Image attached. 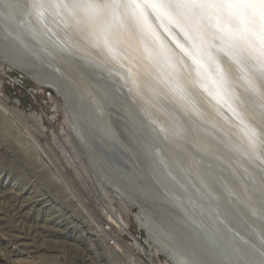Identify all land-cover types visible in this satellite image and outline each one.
I'll list each match as a JSON object with an SVG mask.
<instances>
[{
  "label": "bare ground",
  "instance_id": "obj_1",
  "mask_svg": "<svg viewBox=\"0 0 264 264\" xmlns=\"http://www.w3.org/2000/svg\"><path fill=\"white\" fill-rule=\"evenodd\" d=\"M49 1L45 4L44 0H0V38L7 46L20 45L25 54L43 59L46 56V66L55 69L61 76L60 88L62 86L65 90L66 85L72 87L79 107L89 119L97 122L103 133L109 132L107 129L110 125L106 103L120 106L112 88L120 96L117 75L127 69L125 78L138 95L150 102L156 114L180 126V135L194 139L199 136L200 144L196 146L195 156L198 162L206 165V169L217 174V181L229 187L235 182L244 183V192L227 189L234 207L243 210L245 215H241L253 229L256 238H252L255 244L248 242L246 245L257 255L243 250L242 263L264 264V166L260 165L259 156L250 153L258 141V144L262 142V147L264 143V0H253L261 2L258 6L257 3L244 6L246 0H229L228 4L225 0H122L112 4H109L110 0ZM168 20L177 22L190 43L178 44V48L166 39L174 38L179 43L171 32L166 36L165 30L158 25ZM186 21L190 22L187 26ZM30 43L34 44L33 47ZM181 47L182 50L186 47L190 56L185 55ZM0 56H3L0 57V64L11 62L1 51ZM117 64L122 67L119 68ZM14 65L17 67L18 64ZM5 71V65L0 67V74ZM31 75L39 81V76L34 73ZM219 84L224 87L230 107L242 113L241 120L233 118L227 109L221 108L216 112L214 99ZM178 88L180 93L185 89L186 96H191L189 101L198 108L200 115L193 113L194 109L181 111V103L173 100ZM210 88L213 89L212 98L209 95ZM167 91L173 92V95L167 94ZM3 96L0 87V97ZM64 110L69 118L70 111L65 107ZM35 119V129L40 130L41 118L36 116ZM196 121L202 130L199 131L194 125ZM70 126L72 131L65 138L77 150L85 169L90 172L91 182L96 179L106 191L110 190L105 186L107 184L112 191L119 187L125 196L119 192L118 197L127 205H136L134 200L140 198L142 191L138 187L134 190L133 184L112 180L106 167L99 169L90 166L84 156L86 154L80 148L82 144L88 153L89 145L83 140L79 127L73 123ZM158 145L163 149L162 143ZM210 145L219 160L204 156L203 148ZM149 149L153 148L148 146ZM168 149L171 150V147ZM258 153L262 155L261 151ZM164 154L160 160L163 163L166 160L167 163V154ZM93 164L96 166L95 162ZM167 166L169 173H180L179 161L171 165L168 162ZM66 170L69 171V168L66 167ZM192 171L184 175L195 179ZM253 171L262 179L258 190L251 179ZM166 181L162 179V183L170 188L169 191L176 194L173 192L175 187ZM200 187L202 195L206 196L207 189L202 185ZM111 192H106L111 196L110 199L113 197ZM144 198L148 204L142 202L136 218L140 225L146 227L149 239L157 247L153 256L164 251L174 264L225 263L226 258L222 256L219 259L207 241L201 243L190 238L193 227L189 225L192 223L179 222L177 209L171 202L169 204L170 198L152 192L144 193ZM168 207H173L176 213ZM114 210L112 220L98 215L99 222L102 225L110 223L114 236L122 238L126 222L120 210ZM19 213L18 210L16 214ZM219 217L225 220L222 214ZM6 229L11 231L9 227ZM140 245L135 241L127 247L134 257L143 249ZM75 259L81 257L76 255ZM0 264H6L3 256H0Z\"/></svg>",
  "mask_w": 264,
  "mask_h": 264
},
{
  "label": "rangeland",
  "instance_id": "obj_2",
  "mask_svg": "<svg viewBox=\"0 0 264 264\" xmlns=\"http://www.w3.org/2000/svg\"><path fill=\"white\" fill-rule=\"evenodd\" d=\"M4 65L0 256L6 264H172L164 251L153 256L157 247L138 223L137 209L104 190L95 178L91 182L90 172L65 138L70 131L60 97L8 63L0 67ZM36 116L41 118L40 130L35 129ZM113 205L126 222L122 238L114 236L110 223L99 222L98 215L112 220ZM135 241L143 248L137 257L127 248Z\"/></svg>",
  "mask_w": 264,
  "mask_h": 264
},
{
  "label": "water",
  "instance_id": "obj_3",
  "mask_svg": "<svg viewBox=\"0 0 264 264\" xmlns=\"http://www.w3.org/2000/svg\"><path fill=\"white\" fill-rule=\"evenodd\" d=\"M120 1L122 0H110L109 4L118 3ZM225 1V3H229V0ZM46 2L50 3L49 0H44L45 4ZM256 3L258 6L261 2L246 0L243 4L244 6H254ZM54 8L57 10L56 7ZM59 10L60 9H58V11ZM189 23V21H186L185 26ZM158 25L165 30L164 33L166 36L171 32L176 39H178L179 43H177L174 38H166L162 33L166 39L174 43L178 48L182 43H190V39H188L183 33L182 28L178 27L175 20H168L165 24L161 25L158 23ZM6 44L7 43L0 38V51L7 59L11 60V62L6 63L25 74L27 73L31 78H34V76L32 77L31 75L32 73L39 76V81L41 82H39L38 79H36V81L35 78L34 80L39 85L49 87L53 90L55 94L60 97L63 106L70 111L67 121L69 131H72L70 123L79 127V130L83 135V140L86 142L87 146L89 145L87 147V151H89L88 153L82 144L80 147L86 154L84 156L87 159V162L89 161V165L91 164L94 166L93 168L99 169L106 167L109 169L110 174H108L112 180H119L120 183L126 182L127 184H133V189L138 187L142 191L140 193L143 196L140 195V198L136 200L133 199L135 201L134 204H136L133 205V207L137 209L138 214L140 213L142 202L145 201L147 203V200H144V193L152 192L157 195L162 193L170 198V200H168L169 204L171 202L177 209L176 213L173 210V207H168L171 211L177 214L179 222L181 221L182 223V221H186L192 223L189 225V227H193L190 238L195 239L196 242L207 241V244L211 245V248H213L212 251L217 257H219V259H221L220 257L222 256L226 258L225 261L223 260L225 262H223L224 264H226V260L227 264H241L244 259L242 257L243 250L251 251L253 255H257L256 252L249 249L246 245L248 242L254 243L252 238L256 240L253 229H251L247 220L241 215L244 214L243 210L240 211V209L234 207L235 204L229 196V191H227V189L231 190V188H233L234 190L244 192V183L242 181V184L235 182L229 187L228 185L226 186V183L223 184L222 182L217 181V174L214 175V173L206 169V165H202L201 162H198L197 157L195 156L197 153L196 146L200 144L199 136L197 135V138L194 139L187 135H180V126L170 120L168 122V120L159 113L156 114L155 111H153L150 102L144 96L138 95L136 90L128 82V79L125 78L127 69L126 71L121 70L122 74L117 75L119 78V81H117L119 84V91L121 92L119 93L120 96L118 95V92L116 94L115 90L112 88L114 96L120 106L118 107L110 102L106 103L109 110L108 121L110 125L107 129L109 132L103 133L100 132L99 127L96 125L97 122L89 119L85 114V111L79 107L77 99L72 93V87H67L64 83L66 85L65 90L62 89V86L60 88L59 84L62 81L61 76L55 69L46 66V56L45 59L37 58L23 53L20 45L9 44V46H7ZM33 45L34 44H31L32 47ZM182 47L180 50L185 55L190 56V51L186 49V47L182 50ZM109 51L111 50H108V52ZM14 63L18 64L17 67ZM117 65L119 68L122 67L121 65L119 66V64ZM223 88L222 85H218V92L214 99L216 104L215 109H217L216 112L218 113V109L221 108L224 110L227 109L226 111L233 114V118H236L237 121L238 119L241 120L242 113L239 111L238 115L237 110L230 107V103L227 102L225 98L226 94L224 93ZM185 91V89H182V92L180 93V88H178L177 93L175 94L176 98L173 100L177 103H181V111L184 112V109L186 111L194 109L192 112L200 115L198 108L194 107L192 104L193 102L189 101L191 100V96L188 94V98ZM212 91L213 89H211L209 93L211 98ZM167 94L173 95V92L167 91ZM70 107H72V109ZM220 111L222 112V110H219V112ZM200 117L202 118V114ZM232 122H235V120ZM244 122L245 120L243 118V123ZM193 123H195L194 125L199 131L202 130L197 124V121ZM216 131L220 133L219 129ZM150 134L152 135L150 136ZM218 142L222 143L221 140ZM258 142L254 145V149L253 151L251 150L250 153L259 156L257 159L259 160L260 165L262 164L264 166V143L262 147V142L259 144ZM159 143L164 145L163 149L159 148ZM148 146L153 149L147 150ZM168 147H171V150H169ZM212 148V145L204 147V156L207 158L213 156L219 160L217 156L218 154L214 152ZM163 151L167 154V163L166 160L165 163L160 160L161 155H165ZM259 151H261L262 155H259ZM176 161L181 163L180 173L177 171L172 172L173 174H171L167 171L169 168L167 166L168 162L171 165ZM93 162L96 163L97 167ZM182 168H184L183 172ZM190 170H193L192 172L194 173L193 176L195 179L184 175ZM91 171L93 176H95L92 169ZM251 175L253 176L251 179L253 182L255 181V186L258 190L259 181L262 179L256 176L254 171ZM164 178L175 187L177 191L174 190L173 192L176 194L169 191L170 188L162 183V179L164 180ZM198 184L207 189L206 196L202 195V188ZM117 185L119 184L117 183ZM105 186L112 191L110 185L107 184ZM119 186L124 188L121 184ZM115 189L112 191L114 196L118 195L119 192L122 196H125L119 187H116ZM133 189L129 188L130 191ZM196 198L197 204L195 203ZM177 204L180 205V207ZM220 214L225 217V220L220 219ZM146 233L148 236V232ZM190 238L188 237V240Z\"/></svg>",
  "mask_w": 264,
  "mask_h": 264
}]
</instances>
